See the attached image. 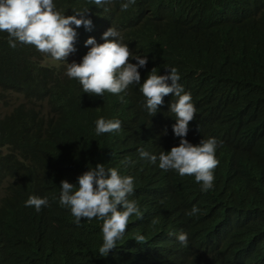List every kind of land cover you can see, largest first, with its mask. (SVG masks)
<instances>
[{
	"label": "trees",
	"instance_id": "obj_1",
	"mask_svg": "<svg viewBox=\"0 0 264 264\" xmlns=\"http://www.w3.org/2000/svg\"><path fill=\"white\" fill-rule=\"evenodd\" d=\"M53 2L62 14L86 11L92 21L91 30L76 28L70 63L82 60L89 37L103 43L113 27L134 55L147 57L141 83L154 67L160 75L175 67L197 102L198 132L221 141L222 167L203 192L194 176L140 158V148L157 155L170 146L161 128L171 94L154 116L135 84L123 100L90 97L64 64L45 65L46 55L31 45L11 48L0 32V196L21 180L2 207L9 233L0 232V264H264V161L240 146V134L250 133L264 151V0H136L126 11L127 0ZM101 117L120 120V131L97 135ZM97 163L133 177L128 199L141 213L108 257L99 253L102 221L77 223L54 198L62 180L76 184ZM36 193L49 201L39 212L25 206ZM194 205L199 213L187 215ZM181 232L187 247L176 239Z\"/></svg>",
	"mask_w": 264,
	"mask_h": 264
},
{
	"label": "clouds",
	"instance_id": "obj_2",
	"mask_svg": "<svg viewBox=\"0 0 264 264\" xmlns=\"http://www.w3.org/2000/svg\"><path fill=\"white\" fill-rule=\"evenodd\" d=\"M92 2L101 6L111 3L112 0ZM135 3L136 0H127L121 5V10L126 11ZM85 12L74 11V15L62 14L56 10L53 0H0V32L8 34L11 48H15L17 43L31 45L46 55L43 64L49 66L64 64L66 75L70 79L78 80L84 94L90 97H103L105 92L123 95L129 86L135 84L139 86V91L145 98L142 106L150 116H154L163 105L164 97L171 94L175 99L170 102V113L161 128L170 146L157 155L140 148L139 156L164 171L173 170L180 176H194L203 192L212 189L214 176L222 167L221 141L215 136H204L198 132L197 102L192 100L191 94L179 83L180 75L175 67L166 68L168 72L165 75L157 74V68L154 67L141 83L138 69L147 65V57L134 55L128 45L120 39V33L113 27L103 33V43H97L92 37L87 39L85 44L91 47L79 63L67 61V58L76 51V28L84 26L91 30L92 21L83 18ZM133 59L137 63H131ZM121 99L123 100L122 96ZM121 126L118 119L106 120L101 117L96 121L95 131L97 135L118 132ZM240 146L255 160L264 161V151L250 133L240 134ZM129 162L123 161L125 164ZM20 183L18 175L12 193L6 199L0 196V232L9 233V218L5 219L6 214L2 213V207L16 194ZM133 192L132 176L115 167L106 169L104 164L97 163L94 167L88 166V170L77 177L76 184L69 183L66 179L62 180L60 188H56L54 198L60 207L70 210L77 223L82 219L102 221L103 243L99 253L101 257H108L110 250L116 248V241L126 232L130 217L141 216L137 202L128 199ZM48 204L47 197L37 193L30 195L25 201L26 207H34L37 212ZM199 211L200 209L194 205L186 214L194 216ZM176 239L183 246H188L186 233L176 234ZM141 240L143 236L137 234L135 241ZM2 259L3 246L0 244V260Z\"/></svg>",
	"mask_w": 264,
	"mask_h": 264
},
{
	"label": "rangeland",
	"instance_id": "obj_3",
	"mask_svg": "<svg viewBox=\"0 0 264 264\" xmlns=\"http://www.w3.org/2000/svg\"><path fill=\"white\" fill-rule=\"evenodd\" d=\"M48 62H51L50 60H48Z\"/></svg>",
	"mask_w": 264,
	"mask_h": 264
}]
</instances>
